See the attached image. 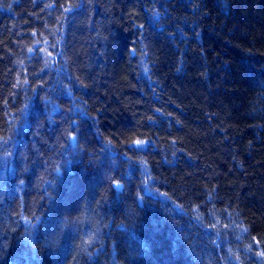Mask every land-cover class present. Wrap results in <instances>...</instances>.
<instances>
[{
    "label": "trees",
    "instance_id": "16d2710c",
    "mask_svg": "<svg viewBox=\"0 0 264 264\" xmlns=\"http://www.w3.org/2000/svg\"><path fill=\"white\" fill-rule=\"evenodd\" d=\"M0 137V264H264V0H0Z\"/></svg>",
    "mask_w": 264,
    "mask_h": 264
},
{
    "label": "snow or ice",
    "instance_id": "6c2138e0",
    "mask_svg": "<svg viewBox=\"0 0 264 264\" xmlns=\"http://www.w3.org/2000/svg\"><path fill=\"white\" fill-rule=\"evenodd\" d=\"M68 10H70V9H66V11H68ZM30 51H31V50H30ZM146 70H147V69H146ZM22 83L26 84L27 81L25 80V81H23ZM18 86H19V85H18ZM26 107H27V105H25V108H26ZM22 111H23V109H22ZM72 139H75L74 134H72ZM7 142H8V141H7L6 139L0 137V149H2V148L4 147V145L7 144ZM146 143H147V141H145V140L137 139V140H135L134 142H132V143L129 145V149L131 150L133 147H135L137 150H139V149H140L144 144H146ZM8 155H11V153H8ZM0 158H2V157H0ZM21 183H23V181H21ZM113 183H114V185H115V187H116L117 189H120V188L122 187V185H121V183H120L119 180H114ZM23 219L25 220V223H26V224H28L29 226H32V225H31V218H30V217L25 216V217H23ZM37 219H38V218H37ZM242 231H243V232H247L248 229H247V228H243ZM27 235H28V234L26 233V237H27ZM256 243L258 244L259 241H256ZM249 248H251V245H249ZM259 255H260L261 257H264V251H261V252L259 253Z\"/></svg>",
    "mask_w": 264,
    "mask_h": 264
}]
</instances>
